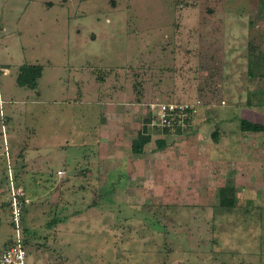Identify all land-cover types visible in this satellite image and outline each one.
I'll return each instance as SVG.
<instances>
[{
	"label": "rangeland",
	"instance_id": "1",
	"mask_svg": "<svg viewBox=\"0 0 264 264\" xmlns=\"http://www.w3.org/2000/svg\"><path fill=\"white\" fill-rule=\"evenodd\" d=\"M260 53L264 0H0V242L8 164L42 146L48 163L15 180L27 264H264V133L240 130L264 125ZM23 66L43 68L35 89L18 85ZM161 103L192 111L167 136ZM110 120L121 154L95 165ZM64 160L69 183L32 171Z\"/></svg>",
	"mask_w": 264,
	"mask_h": 264
},
{
	"label": "crops",
	"instance_id": "2",
	"mask_svg": "<svg viewBox=\"0 0 264 264\" xmlns=\"http://www.w3.org/2000/svg\"><path fill=\"white\" fill-rule=\"evenodd\" d=\"M1 110V109H0ZM2 111V110H1ZM0 111V116L3 118L4 117V113L2 114V112ZM127 115V114H126ZM121 115H119V116H116L117 118H119ZM115 117V118H116ZM110 124H111V120L110 121H108L106 124H103L102 126H101V129H100V132H99V137H98V140H97V145H98V152H96L94 155H93V158H95V165H104V163H108L107 161H110L111 162V157L113 158H115L114 160H112V161H114V162H117L118 163V160H119V157H120V150H119V145H120V143H121V141H120V139L118 138V137H116V134H117V132H118V130L117 131H115L116 133L113 135V136H115V137H112V140L110 139V141H107V143L106 142H104L105 140H106V137L107 136H109L113 131H114V129L112 128V126H110ZM3 125H4V123H3ZM1 126V128H2V132L4 131V126ZM4 133V132H3ZM110 133V134H109ZM109 134V135H108ZM104 142V143H103ZM110 150V151H109ZM45 151V152H44ZM109 151V152H108ZM42 152V153H41ZM51 152H53V150H51L50 152H46V150H42V146H38V147H32V148H29V150H28V153L27 154H25L26 156H24L23 157V159H21V155H18L17 157H16V161H11V163H9L8 165H9V167H8V173H7V175H6V178L8 177V183H9V187L10 186H12V184H13V187H11L12 189H14L15 191H21L22 193H23V196H24V192H25V190L24 189H22L20 186H18V184H17V186L15 185V180H18L19 182L21 181V180H24V179H26L27 178V176H26V174L28 173V171H30L31 169H30V166L31 165H36V163H37V161L40 159V158H42V160H41V162H45V163H48V162H46L47 161V159H46V155L45 154H50ZM51 156V155H50ZM21 160L22 161V164H23V167H22V170H20L21 172H16L15 171V169H14V162L16 163L18 160ZM103 159V160H102ZM109 159H111V160H109ZM50 160V159H49ZM107 160V161H106ZM105 161V162H104ZM121 162H122V160H121ZM123 163V162H122ZM17 165V164H16ZM47 165V164H46ZM46 165H45V167H46ZM94 165V164H93ZM11 166V167H10ZM66 166H67V163H66V161L64 160L63 161V166L62 167H60L59 169H57L56 171H55V173H54V171H49V170H45L44 168H42V169H39V168H37V169H33L32 171L33 172H36V173H38V174H41L42 175V178H44V181H48V179H46L47 177L48 178H53L54 179V177L55 176H62V177H65V179L64 180H62L61 178H59V179H61V181H64V184L65 183H69V182H71V180H73V178H76L78 175H76V172L75 173H73V177H72V179H70V178H67V171H65L66 169ZM95 168V167H94ZM86 172H87V175L88 176H90V177H92V176H94V175H96V179L98 180L99 179V172H98V170H97V167H96V171H97V174H93V172H90L91 171V169H84ZM116 170H118V168L117 169H115L114 171L116 172ZM83 171V170H82ZM82 171H80L81 172V174H82ZM118 172V171H117ZM51 173L53 174V175H51ZM59 173H62V174H59ZM90 173V174H89ZM72 175V174H71ZM46 177V178H45ZM11 181H13V183L11 182ZM57 182H58V179L56 180ZM36 182H37V184L38 185H41V183L43 182V181H41V180H39V179H37L36 180ZM10 188V189H11ZM10 190L9 192L11 193L13 190ZM4 192H6V190L5 189H3L2 188V191H0V194L1 193H4ZM8 192V191H7ZM1 196V195H0ZM26 200H27V198H25ZM27 202H28V200H27ZM11 235V234H10ZM9 235V236H10ZM9 236H7V238H5V240H3V241H1L0 242V246H2L3 244H5L7 241H8V239H9ZM7 240V241H6Z\"/></svg>",
	"mask_w": 264,
	"mask_h": 264
},
{
	"label": "built area",
	"instance_id": "3",
	"mask_svg": "<svg viewBox=\"0 0 264 264\" xmlns=\"http://www.w3.org/2000/svg\"><path fill=\"white\" fill-rule=\"evenodd\" d=\"M158 107L157 114H155L156 122L153 125H157L161 130L180 126L182 122L188 119L186 117L191 116L192 113L188 105L180 103H161ZM12 190L9 208L13 233L9 236L8 241L0 246V264H27L29 252L24 245L21 222L27 200H21L23 197L21 191Z\"/></svg>",
	"mask_w": 264,
	"mask_h": 264
},
{
	"label": "trees",
	"instance_id": "4",
	"mask_svg": "<svg viewBox=\"0 0 264 264\" xmlns=\"http://www.w3.org/2000/svg\"><path fill=\"white\" fill-rule=\"evenodd\" d=\"M264 60L263 55L260 53V57L256 59V62L258 64H262V61ZM43 73V68L41 66H23L20 69V72L18 74V85L21 87L29 86L30 88L35 89L37 86V81L40 79ZM149 119V118H148ZM151 119H149V124ZM148 124V125H149ZM240 130L243 133H264V125L252 122L248 119H240ZM162 133L165 134V136L169 135L170 132L167 129H164ZM217 134H214L213 138L215 142H218V136ZM152 142V135L149 133V129L146 128V126L138 133L137 138L132 142V152L136 155H142L145 152V147ZM157 149L163 150L166 147V141L165 138L156 140ZM226 189L221 190L220 192V205L223 206V200H224V192ZM21 200H25V197H22ZM10 210V208H9ZM23 221V216H22ZM21 221V222H22ZM28 229L25 228V224L22 222V234L24 239V245L27 247L29 245L27 234Z\"/></svg>",
	"mask_w": 264,
	"mask_h": 264
}]
</instances>
